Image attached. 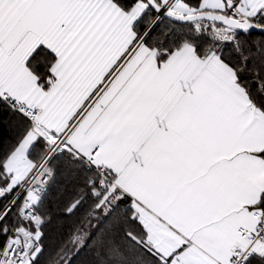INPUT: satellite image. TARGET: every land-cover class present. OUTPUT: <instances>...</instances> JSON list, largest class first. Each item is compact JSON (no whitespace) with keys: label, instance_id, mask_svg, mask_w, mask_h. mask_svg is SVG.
<instances>
[{"label":"snow or ice","instance_id":"1","mask_svg":"<svg viewBox=\"0 0 264 264\" xmlns=\"http://www.w3.org/2000/svg\"><path fill=\"white\" fill-rule=\"evenodd\" d=\"M254 30L264 0H0V110L23 126L0 157V264L43 255L53 160L85 177L66 211L123 204L126 241L86 221L47 264L86 246L100 264H264V58L249 69L240 37Z\"/></svg>","mask_w":264,"mask_h":264},{"label":"trees","instance_id":"2","mask_svg":"<svg viewBox=\"0 0 264 264\" xmlns=\"http://www.w3.org/2000/svg\"><path fill=\"white\" fill-rule=\"evenodd\" d=\"M190 4H196L197 0H187ZM165 27L160 24L157 27L156 35ZM187 31V27L183 28ZM242 40L246 41L243 45L244 55H249L251 58L247 62L249 69L252 68L253 62L259 65L261 58H264V52L258 51V48L264 49V35L252 34L245 36L240 33ZM204 40L211 43L209 37L205 36ZM151 43V40L149 41ZM207 43L202 44L206 47ZM223 58L233 67H237L241 63V54L235 51L233 45L225 43L220 49ZM242 81L251 82L253 73L245 71L241 74ZM253 89L255 84L252 85ZM23 131V126L20 123L17 115L10 111L0 110V157L9 153L17 144L18 139ZM42 149V144L37 145L33 150L32 157L37 158L38 152ZM51 167L55 171V179L51 184L50 191L46 197L44 204L40 208V212L44 214L46 223L43 226V243L44 253L40 256L38 264H47L50 257L60 249L68 237L77 229L84 228L86 221H91V227L85 230L89 231L93 238L96 235H102L105 239L111 240L114 244L121 247L125 246V228L126 223L122 215L124 207L121 204L115 212L108 216L100 215L99 219L88 216V213L93 209V201L90 196H85L84 201L72 212L66 211L67 205L78 195L81 194L80 189L84 188L85 177L81 173L69 171L67 166L60 160H53ZM88 245L92 244L88 240ZM70 264H100V257L97 255V249L92 246L84 247L78 254H74Z\"/></svg>","mask_w":264,"mask_h":264},{"label":"built area","instance_id":"3","mask_svg":"<svg viewBox=\"0 0 264 264\" xmlns=\"http://www.w3.org/2000/svg\"><path fill=\"white\" fill-rule=\"evenodd\" d=\"M11 197H8L7 199H10ZM7 202V200L6 199H0V207H2L3 206V204L4 203H6ZM15 213V209L13 210V214ZM13 214H10V216H9V220H11L12 219V215Z\"/></svg>","mask_w":264,"mask_h":264},{"label":"water","instance_id":"4","mask_svg":"<svg viewBox=\"0 0 264 264\" xmlns=\"http://www.w3.org/2000/svg\"><path fill=\"white\" fill-rule=\"evenodd\" d=\"M165 19H167V18H165ZM178 24H185L186 22H177ZM243 34V33H242ZM252 34H260V35H264V34H261L260 32H258V31H252L249 35H247V36H250V35H252ZM244 35V34H243Z\"/></svg>","mask_w":264,"mask_h":264}]
</instances>
